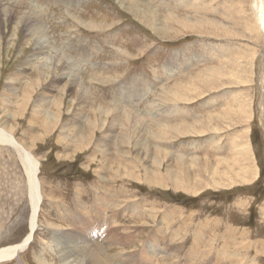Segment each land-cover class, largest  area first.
Returning <instances> with one entry per match:
<instances>
[{"label":"rangeland","instance_id":"1","mask_svg":"<svg viewBox=\"0 0 264 264\" xmlns=\"http://www.w3.org/2000/svg\"><path fill=\"white\" fill-rule=\"evenodd\" d=\"M253 4L45 0L30 32L24 15L0 12V128L39 161L37 229L22 264H62L82 245L105 264H264V37ZM138 86L147 91L129 98ZM171 154L187 169L195 158L228 160L257 174L185 193L161 180L166 168L179 171ZM149 171L160 184L147 183ZM28 193L15 150L0 146V247L29 232ZM91 208L109 225L89 229Z\"/></svg>","mask_w":264,"mask_h":264},{"label":"bare ground","instance_id":"2","mask_svg":"<svg viewBox=\"0 0 264 264\" xmlns=\"http://www.w3.org/2000/svg\"><path fill=\"white\" fill-rule=\"evenodd\" d=\"M31 2V0H29ZM45 0H33L32 2H35L36 3V6H34L33 4L31 5L29 2H25V0H0V12L2 14H4V16H8V13H12V14H15L16 16H18L17 19L21 18V16H25V19H23V26L25 29H27V31L29 30H34V29H37L38 28V25L40 23V12L39 14H36L34 13V8H39L41 6L39 5H42V3L44 2ZM254 2V16L256 17V19H259L260 18V27H259V31H261V35H263L264 37V0H253ZM38 4V6H37ZM29 9H31V11H29ZM27 12L29 13H33L34 15L31 16L30 14H28ZM174 17V16H173ZM5 18V17H4ZM13 18V17H12ZM20 20V19H19ZM165 20H166V23L167 22H170L172 23V21H176L178 25H180L181 23L178 22L176 20V18H172V16H170L169 14H167V17H165ZM19 23H21V21H19ZM169 25V23H167ZM183 25V24H182ZM40 28V27H39ZM260 33V32H259ZM42 37V36H41ZM39 40V39H38ZM40 41V40H39ZM45 41V40H44ZM36 43V42H35ZM38 43V42H37ZM37 46V45H36ZM44 55V54H43ZM175 72V71H174ZM263 72V71H262ZM262 78V77H261ZM195 80V79H194ZM260 80V79H259ZM261 81V80H260ZM202 82V81H201ZM207 83V82H206ZM211 83V82H209ZM141 84V83H140ZM200 84V83H199ZM260 84V83H259ZM143 85V84H142ZM141 85V86H142ZM192 85V84H191ZM197 85V84H196ZM210 85V84H209ZM209 85H207L209 87ZM212 85H210L211 87ZM190 87V86H189ZM187 87L185 85V87H182L183 89H181V92H185V91H188L190 92V88ZM147 88V87H146ZM181 88V87H180ZM192 88V87H191ZM195 88V87H194ZM141 89H142V92H143V88H140L139 90V86L137 89H133L131 92H130V95H128L129 98H134L136 97L137 95H139V93H141ZM175 89V88H174ZM193 90V89H192ZM144 91H147L146 89ZM54 92V91H53ZM146 93V92H145ZM148 93V92H147ZM180 93V92H179ZM127 94V93H126ZM143 94V93H141ZM178 94V93H177ZM200 94V93H199ZM197 94V95H199ZM48 95V94H47ZM196 95V94H195ZM142 96V95H141ZM48 97V96H47ZM191 97V96H189ZM194 97V95H193ZM175 98H177L175 96ZM196 98V97H194ZM46 99V98H45ZM49 99V98H48ZM174 99V98H173ZM178 99V98H177ZM184 99V98H183ZM262 99V101H261ZM133 101V100H132ZM256 101L258 103V105L256 104V110L257 112H259L260 114V117H259V121L264 119V106H262L261 102L264 101V91H263V88L261 86H258V89H257V96H256ZM181 102V101H180ZM41 103V102H39ZM97 110V109H95ZM86 111V110H85ZM114 111V110H113ZM127 112V111H126ZM248 113H244V112H241L239 113L240 115H246L248 116ZM231 116V115H230ZM225 118V116H220L218 115L217 116V119L218 118ZM80 118V117H79ZM216 118V117H214ZM226 118H229V115L226 116ZM236 118V116L234 117ZM126 120V119H125ZM137 120V119H136ZM212 121H214L212 118L210 119ZM223 120V119H222ZM234 120V119H232ZM243 121V120H242ZM209 123H207V126H208ZM211 124V123H210ZM117 125V124H116ZM215 125V124H214ZM232 125V124H231ZM243 125V124H242ZM162 126V125H161ZM166 127V126H165ZM209 127V126H208ZM259 127V126H258ZM170 128V127H169ZM168 127H166V129H164L161 133V136L164 135V137H159V138H162L164 140H166V134L167 136H169V134L171 135V132H169V129ZM177 128V127H176ZM186 128V127H185ZM184 128V129H185ZM181 129V128H180ZM179 129V131H180ZM172 130V128L170 129ZM183 130V129H182ZM112 131V130H111ZM178 131V130H176ZM194 131V130H193ZM204 131H207V130H204ZM209 131V130H208ZM259 131L262 135H264V129L263 127L261 126L260 124V127H259ZM159 132V131H158ZM187 132V131H186ZM216 132V131H215ZM196 133V132H194ZM199 133V132H198ZM206 133V132H204ZM246 134V133H245ZM244 134V135H245ZM187 135V134H186ZM195 135V134H194ZM197 135V133H196ZM242 135V134H241ZM115 137V136H114ZM245 138V136H244ZM113 139V138H112ZM127 139L128 136H127ZM240 139V138H239ZM238 143V142H237ZM244 143V142H243ZM238 145V144H237ZM240 145V144H239ZM0 146H3V147H8V148H12L15 150L16 152V156L19 158L20 162H21V166H22V169H23V172L26 176V181H27V189H28V194H29V205H30V218H29V232L26 234V236L17 244H14L13 246H10V247H0V263H9V262H12L14 260L19 261V256H20V253L25 250L27 247H28V244H29V240L32 238L33 239V234L35 232V225L37 224L35 218L36 216L38 215V212L40 210V199H41V189H40V185H39V161L32 156V154L26 150L22 145H20L18 142H16L12 136L11 133L5 131L4 129H1L0 128ZM236 146V145H235ZM244 146V145H243ZM246 146V145H245ZM247 148H245L244 150H246ZM226 150V149H225ZM233 150V149H232ZM231 150V151H232ZM236 150V149H235ZM176 151V150H175ZM179 151V150H178ZM243 151V150H241ZM240 151V152H241ZM248 151V150H247ZM238 153V151H236ZM192 153V152H191ZM243 153V152H241ZM160 154V152L158 153ZM247 155H249V152H245V154H241V159H246L247 158ZM182 157H185V156H178L177 158L175 156H173L172 154L168 156L167 158V161L168 162H173L175 161L179 171L178 173L176 174L173 170H169L166 168V175L164 176V180L161 179L163 181V183L165 181L169 182L171 184V186L173 185V187H176L175 189H178V190H182L184 191L185 193H190V194H198L199 192H201L204 187L206 188H215V190H218L220 189V187H226V188H230L232 186V184H238L236 182H240V183H244L245 178H247L250 182L251 180V175L253 174L254 176H256L257 174V171L254 170L252 168V166H250L249 168L251 169V172H248L246 171V168H241L237 165V163H235L236 161H234L233 163L231 161H228V160H223V161H219V162H215V161H212L210 159H207L204 161H200L198 158H195L193 160L196 168H193V169H187V161H186V158H182ZM251 157V156H250ZM166 159V154L164 155H161V157L159 158L160 161L156 162V168H160L161 165H162V161ZM244 161V160H243ZM246 161V160H245ZM248 161V160H247ZM251 161V160H250ZM164 162V161H163ZM240 162V161H239ZM242 163V162H241ZM250 163V162H249ZM251 164V163H250ZM249 164V165H250ZM242 165V164H241ZM137 166V165H136ZM235 170H236V173H235ZM238 170V171H237ZM240 170V172H239ZM150 172V171H149ZM231 172V173H235V174H231L229 176V178H232L230 179L229 181H225V179H227V176L229 175L228 173ZM158 173V172H157ZM163 176V175H162ZM244 176H247V177H244ZM145 177V176H144ZM147 180L146 182L149 183L150 185H158L160 184V180H154L153 179V176H152V172H150L149 176H147ZM156 178H158V175L156 176ZM228 178V179H229ZM145 179V178H144ZM253 180V179H252ZM247 182V181H246ZM181 191V192H182ZM82 206V204H81ZM133 207V206H132ZM94 209V208H93ZM96 210V209H95ZM94 210V211H95ZM108 211V210H107ZM176 211V210H175ZM98 210H96V212L93 213L92 215V208L89 209V213L91 214L92 216V219H93V222L91 224V226L89 227V229L91 230H95L98 228H105V225H109V223L111 222L110 219L108 220L109 222L105 221L102 217V215L100 213L102 212H99ZM146 212V211H145ZM167 212V211H166ZM173 212V211H172ZM106 213V212H104ZM154 213V212H153ZM171 213V212H170ZM174 215V212L172 213ZM113 215V213H112ZM153 215V214H152ZM176 216V214H175ZM174 216V217H175ZM98 217V221L96 220V218ZM141 217V216H140ZM73 219H75L74 215L72 216ZM176 218V217H175ZM175 218H174V221H175ZM190 218V217H189ZM170 219V218H169ZM173 219V217H172ZM171 219V220H172ZM173 221V222H174ZM172 222V223H173ZM187 222V221H186ZM211 223V222H210ZM184 224V223H183ZM189 225V224H188ZM165 227V226H164ZM185 227V225H184ZM191 228V227H189ZM182 229V228H181ZM188 230V229H186ZM205 230V229H204ZM180 231V230H178ZM185 231V230H184ZM192 231V230H191ZM194 231V230H193ZM197 231H198V228H197ZM105 234V232H103ZM179 233V232H178ZM194 233V232H193ZM102 234V233H101ZM81 235V234H80ZM180 236V235H179ZM203 236V235H202ZM153 237V236H152ZM195 237V236H194ZM26 238V239H25ZM179 238V237H178ZM177 238V239H178ZM180 239V238H179ZM182 239V238H181ZM202 239V238H201ZM108 240V239H107ZM109 240H110V237H109ZM196 240V239H195ZM229 240V239H227ZM89 241V240H88ZM178 241V240H177ZM199 241V240H198ZM115 242V241H114ZM135 242V241H134ZM200 242V241H199ZM79 243V242H78ZM107 243L109 242H106L105 244L107 245ZM135 244V243H134ZM195 244V243H194ZM197 244V243H196ZM86 245V243H85ZM116 246L118 244H110L109 246ZM120 245V244H119ZM131 245V244H130ZM227 245V244H226ZM108 246V247H109ZM201 246V245H200ZM87 246H77V247H66V248H70V251L74 252L73 254H70V255H65V256H62V264L63 262H65L66 260L70 259L73 257V261H72V264H75L77 262H87V264H105L102 263L101 261L99 260H96L97 258H95L93 256V254L91 253V251H93L95 249V247L93 249H88L86 248ZM89 247V246H88ZM100 247V246H99ZM145 247V246H144ZM197 247V245H196ZM198 248V247H197ZM152 249V247H151ZM191 249V248H190ZM193 249V248H192ZM199 249V248H198ZM160 249H158V252ZM174 250H177L176 248ZM62 251V250H61ZM197 251V250H196ZM203 252V250H201ZM58 252V251H57ZM163 252V251H161ZM177 252V251H175ZM193 252V251H192ZM135 253V252H134ZM166 253V252H165ZM164 253V254H165ZM201 253V252H200ZM91 254V255H90ZM158 254V253H157ZM156 254V255H157ZM161 254V253H160ZM195 254V253H194ZM197 254V253H196ZM205 254V253H204ZM202 254V256L204 255ZM86 255V257H85ZM228 255V254H227ZM130 256V255H129ZM152 256V255H151ZM158 256V255H157ZM206 256V255H205ZM60 257V256H59ZM143 258V257H142ZM158 258V257H157ZM104 259V258H103ZM128 259V258H126ZM151 259V258H150ZM149 259V260H150ZM217 259V258H216ZM148 260V259H146ZM148 260V261H149ZM228 261L231 262V259H230V255H228ZM148 261H145V260H142V261H139L138 263L136 264H140V263H143V264H154L155 261L153 260L151 262H148ZM204 261V260H203ZM41 262V261H39ZM71 262V261H69ZM136 262V261H135ZM249 262V261H248ZM131 263V262H130ZM159 263V262H158ZM18 264V263H17ZM19 264H22L21 262ZM41 264V263H40ZM66 264H69V263H66Z\"/></svg>","mask_w":264,"mask_h":264},{"label":"water","instance_id":"3","mask_svg":"<svg viewBox=\"0 0 264 264\" xmlns=\"http://www.w3.org/2000/svg\"><path fill=\"white\" fill-rule=\"evenodd\" d=\"M261 104H262V106H264V101L261 102ZM260 123H261V126H262L263 129H264V119L260 120ZM31 241H32V238H31L30 242H31Z\"/></svg>","mask_w":264,"mask_h":264},{"label":"crops","instance_id":"4","mask_svg":"<svg viewBox=\"0 0 264 264\" xmlns=\"http://www.w3.org/2000/svg\"><path fill=\"white\" fill-rule=\"evenodd\" d=\"M216 224H218V222H217ZM209 225H212V224H211V223H209ZM221 225H222V224H221ZM221 225H220V226H221Z\"/></svg>","mask_w":264,"mask_h":264}]
</instances>
